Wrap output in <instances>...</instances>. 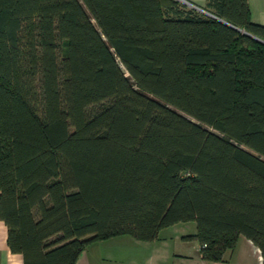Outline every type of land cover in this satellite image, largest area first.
Returning <instances> with one entry per match:
<instances>
[{"label": "trees", "instance_id": "obj_1", "mask_svg": "<svg viewBox=\"0 0 264 264\" xmlns=\"http://www.w3.org/2000/svg\"><path fill=\"white\" fill-rule=\"evenodd\" d=\"M202 8L0 0V219L23 264L187 220L204 259L242 235L264 262V25L248 0Z\"/></svg>", "mask_w": 264, "mask_h": 264}, {"label": "crops", "instance_id": "obj_2", "mask_svg": "<svg viewBox=\"0 0 264 264\" xmlns=\"http://www.w3.org/2000/svg\"><path fill=\"white\" fill-rule=\"evenodd\" d=\"M186 1L198 7L206 3V0ZM248 4L251 21L264 25V0H248ZM176 226L177 223L163 227L157 239L145 243L122 235L91 243L82 250L76 264H264L259 248L245 237H239L222 260H206L201 255L200 243L173 240L176 231L182 230ZM0 264H23L22 254L12 252L7 244V227L1 219Z\"/></svg>", "mask_w": 264, "mask_h": 264}, {"label": "rangeland", "instance_id": "obj_3", "mask_svg": "<svg viewBox=\"0 0 264 264\" xmlns=\"http://www.w3.org/2000/svg\"><path fill=\"white\" fill-rule=\"evenodd\" d=\"M178 226L182 227V230L181 231H179V230L176 231V233H175L176 235L175 236L173 235V240H175L177 242H179L181 240L192 242V243L193 242H197L198 245H199V240L195 236L196 231H197V224H196V222L194 220H187V221L178 222L176 227H178ZM122 236L123 237H128L129 239L134 240V241H136L138 243H145V242L148 241V240H142V239L134 238L130 234H122ZM239 237H244V236L240 235ZM200 247H201V245H200ZM140 254H142V253H140ZM135 257H139V256H137V254H136Z\"/></svg>", "mask_w": 264, "mask_h": 264}, {"label": "water", "instance_id": "obj_4", "mask_svg": "<svg viewBox=\"0 0 264 264\" xmlns=\"http://www.w3.org/2000/svg\"><path fill=\"white\" fill-rule=\"evenodd\" d=\"M179 1H181V2H183V3H185V4H188L189 6L196 7V8H198V9H200V10L206 12L202 7H198V6H196V5H193L192 3H189V2L186 1V0H179ZM220 20L223 21V22H225V23H227V24H229V23L226 22L225 20H222V19H220ZM235 28L238 29V30H242V29L237 28V27H235ZM243 32L246 33V34H249V35H250V33L246 32V31H243Z\"/></svg>", "mask_w": 264, "mask_h": 264}]
</instances>
